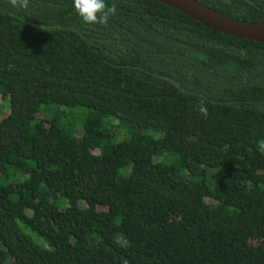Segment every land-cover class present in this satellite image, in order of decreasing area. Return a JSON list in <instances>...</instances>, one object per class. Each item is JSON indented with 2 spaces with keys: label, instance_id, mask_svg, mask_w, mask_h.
Masks as SVG:
<instances>
[{
  "label": "trees",
  "instance_id": "obj_1",
  "mask_svg": "<svg viewBox=\"0 0 264 264\" xmlns=\"http://www.w3.org/2000/svg\"><path fill=\"white\" fill-rule=\"evenodd\" d=\"M106 3L0 0V264H264V43Z\"/></svg>",
  "mask_w": 264,
  "mask_h": 264
},
{
  "label": "water",
  "instance_id": "obj_2",
  "mask_svg": "<svg viewBox=\"0 0 264 264\" xmlns=\"http://www.w3.org/2000/svg\"><path fill=\"white\" fill-rule=\"evenodd\" d=\"M155 1L181 12L213 31L239 39L264 43V23L246 22L230 17L197 0Z\"/></svg>",
  "mask_w": 264,
  "mask_h": 264
},
{
  "label": "clouds",
  "instance_id": "obj_3",
  "mask_svg": "<svg viewBox=\"0 0 264 264\" xmlns=\"http://www.w3.org/2000/svg\"><path fill=\"white\" fill-rule=\"evenodd\" d=\"M10 4L17 9H27L30 0H9ZM74 9L85 24L107 26L109 19L117 13L115 4L109 6L106 0H73ZM199 112L205 118L208 116V109L204 103L199 105ZM258 150L264 153V140L258 142ZM116 243L128 248L131 246L130 241L122 234H117ZM123 264H128L127 260Z\"/></svg>",
  "mask_w": 264,
  "mask_h": 264
}]
</instances>
